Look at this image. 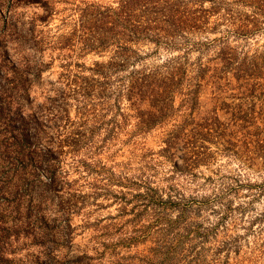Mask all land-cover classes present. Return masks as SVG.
<instances>
[{
  "label": "rangeland",
  "instance_id": "374dc122",
  "mask_svg": "<svg viewBox=\"0 0 264 264\" xmlns=\"http://www.w3.org/2000/svg\"><path fill=\"white\" fill-rule=\"evenodd\" d=\"M164 2L131 39L117 0H0V264H264V0ZM169 60V104L124 97Z\"/></svg>",
  "mask_w": 264,
  "mask_h": 264
},
{
  "label": "trees",
  "instance_id": "16d2710c",
  "mask_svg": "<svg viewBox=\"0 0 264 264\" xmlns=\"http://www.w3.org/2000/svg\"><path fill=\"white\" fill-rule=\"evenodd\" d=\"M161 1L162 0H117V7L105 8L110 16L108 18V23L112 27L119 29L115 33L118 34L120 32L121 35L127 33L129 36H125L131 39H134L136 35H148L149 32L157 34L158 29H165L167 33L169 30L173 32V30L180 29V26L173 24L170 20L171 17L165 18V10L163 8L165 2L161 6ZM172 62L173 61L169 60L161 69H154L149 73L142 74L141 72L133 71L127 80L124 97L136 106L144 102L149 107H152L153 103L158 102L169 104L172 98L170 92L171 87L175 82H179L180 80L178 78V80L175 79L174 81L176 75L175 70L178 64ZM189 100H193V96ZM188 120L190 119L182 120L180 124L174 125L173 129H171L169 138L166 140L167 145L164 147L165 151H169L174 147V144H171L172 140L180 138L181 134L190 137L193 136L194 138L199 134V132H196L198 128L201 129L200 133L203 131V128H201L203 127L202 124L196 125L193 121ZM147 121L148 120L137 118V123L142 127H150L151 123H153ZM189 124H192V126H189L190 128L185 130V125Z\"/></svg>",
  "mask_w": 264,
  "mask_h": 264
}]
</instances>
